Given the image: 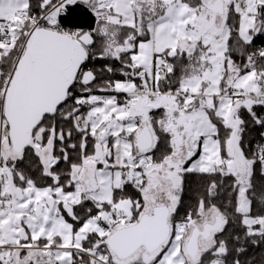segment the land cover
Segmentation results:
<instances>
[{
    "label": "snow or ice",
    "instance_id": "6c2138e0",
    "mask_svg": "<svg viewBox=\"0 0 264 264\" xmlns=\"http://www.w3.org/2000/svg\"><path fill=\"white\" fill-rule=\"evenodd\" d=\"M0 264H264V0H0Z\"/></svg>",
    "mask_w": 264,
    "mask_h": 264
},
{
    "label": "trees",
    "instance_id": "16d2710c",
    "mask_svg": "<svg viewBox=\"0 0 264 264\" xmlns=\"http://www.w3.org/2000/svg\"><path fill=\"white\" fill-rule=\"evenodd\" d=\"M252 251H256V250H252Z\"/></svg>",
    "mask_w": 264,
    "mask_h": 264
}]
</instances>
